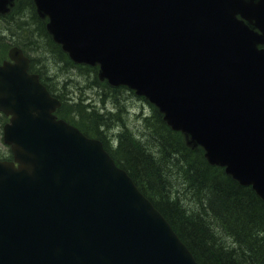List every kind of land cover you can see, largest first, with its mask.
Returning <instances> with one entry per match:
<instances>
[{
	"label": "water",
	"instance_id": "95a60500",
	"mask_svg": "<svg viewBox=\"0 0 264 264\" xmlns=\"http://www.w3.org/2000/svg\"><path fill=\"white\" fill-rule=\"evenodd\" d=\"M33 2L74 62L144 96L264 201V0ZM8 57L0 111L14 160L0 161V264H198L101 143L54 118L59 103L21 50Z\"/></svg>",
	"mask_w": 264,
	"mask_h": 264
},
{
	"label": "trees",
	"instance_id": "16d2710c",
	"mask_svg": "<svg viewBox=\"0 0 264 264\" xmlns=\"http://www.w3.org/2000/svg\"><path fill=\"white\" fill-rule=\"evenodd\" d=\"M16 45L32 55L30 70L64 92L59 116L87 135L102 141L114 161L132 178L140 192L169 222L200 264H264V202L248 186H241L224 170L207 163L200 148H190L152 108L135 136L118 114L98 110L75 98L73 68L92 74L90 91L99 90L101 103L108 91L118 90L96 78V69L76 66L55 44L35 13L31 0H16L7 16H0V60ZM71 74V73H70ZM90 77V76H89ZM52 79V82L51 80ZM80 90V89H78ZM110 97V96H109ZM104 106V107H105ZM6 118L0 116V125ZM110 138V139H109ZM110 140L117 143L111 148Z\"/></svg>",
	"mask_w": 264,
	"mask_h": 264
},
{
	"label": "rangeland",
	"instance_id": "374dc122",
	"mask_svg": "<svg viewBox=\"0 0 264 264\" xmlns=\"http://www.w3.org/2000/svg\"><path fill=\"white\" fill-rule=\"evenodd\" d=\"M69 75H70V77L76 78V81L71 82V86L75 90L74 92L76 94V96H75L76 98L79 97V94H80V96L87 94L90 97H93V96L96 97L98 89H96L95 91H90V89H87V87H86L87 84L85 83V82H87L86 80L92 79L91 73H88L86 71H82L80 69H71L69 72ZM81 78L85 79V82L83 84L78 83L79 81H81ZM78 89H80V90H78ZM123 95H124V93H123ZM124 96H127V95H124ZM115 98L118 102H120L119 105L123 106L124 101L122 100V98H118V97H115ZM114 102H115V100L113 98H111V101L107 104V107L112 108L114 106ZM141 104H142V102H137L136 100H128L126 105L128 108H130L132 110H137V108H139L141 106ZM99 107H102V105H99ZM143 109L146 113H148L150 111L149 107L145 103L143 104ZM126 119L128 120V123L131 127L136 125V123H137V117L133 113H131L130 116H126Z\"/></svg>",
	"mask_w": 264,
	"mask_h": 264
}]
</instances>
